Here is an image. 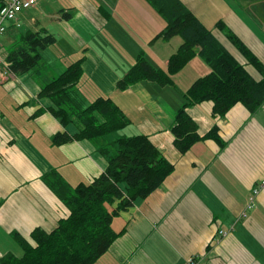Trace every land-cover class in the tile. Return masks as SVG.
I'll list each match as a JSON object with an SVG mask.
<instances>
[{
	"label": "crops",
	"instance_id": "crops-1",
	"mask_svg": "<svg viewBox=\"0 0 264 264\" xmlns=\"http://www.w3.org/2000/svg\"><path fill=\"white\" fill-rule=\"evenodd\" d=\"M181 1L254 79L261 78L215 24L222 21L264 66V0ZM54 9L39 6V14L52 15L54 26L37 29L45 28L55 36V44L62 41L72 51L64 55L59 49L46 58L51 45L42 49L37 78L5 68L7 49L23 35L9 30L23 24L8 22L0 35V50H6L0 52V257L18 254L19 249L22 253L14 235L28 240L34 229L49 232L67 216L68 209L43 180L45 174L55 171L75 186L98 176L107 165L89 140L73 138L75 123L61 124L50 110V100L39 97L44 83L80 59L74 87L81 105L106 97L128 119L108 139L146 135L173 164L157 189L112 217L118 235L94 264H185L189 257L194 264H264V102L254 112L236 103L223 117L212 114L211 101L190 105L187 111L198 132L203 135L216 124L224 146L207 138L180 153L170 127L185 90L209 71L202 59L193 56L167 84L142 79L118 88L117 82L140 55L151 67L165 71L182 39L158 36L164 23L145 0H54ZM63 12L70 17L63 18ZM136 25L145 29L139 38L132 33ZM93 34L98 42L91 46ZM59 133L70 139L58 143Z\"/></svg>",
	"mask_w": 264,
	"mask_h": 264
},
{
	"label": "trees",
	"instance_id": "trees-1",
	"mask_svg": "<svg viewBox=\"0 0 264 264\" xmlns=\"http://www.w3.org/2000/svg\"><path fill=\"white\" fill-rule=\"evenodd\" d=\"M145 1L164 21L158 36L170 39L179 35L182 42L168 58L165 71L151 67L140 55L117 82V87L123 89L142 79L167 84L172 81L171 74L178 72L193 56H200L209 71L198 76L185 90L184 102L176 110L170 127L173 145L180 153L187 152L195 141L207 138L224 146L217 125L201 135L187 108L211 101L214 116L223 117L236 103L254 112L264 102L263 64L222 21H218L215 28L259 71L260 79H254L245 65L181 0ZM3 3L0 0V8ZM62 14L65 19L70 17L69 12ZM55 40L45 28L21 35L4 58L6 70L37 78L43 66L40 50L54 44ZM80 73L79 59L44 83L39 97L50 100L53 105L50 110L61 124L75 123L78 131L73 138L89 140L106 157L107 165L98 176L75 186L67 184L55 171L45 174L43 180L68 209V214L49 232L36 228L28 240L14 235L22 253H5L0 257V264H94L118 235L111 227L116 212L148 196L173 171V164L146 135L108 139L110 134L124 127L128 119L106 97H97L83 107L74 87ZM55 137L58 143L70 139L64 133ZM113 202L117 204L111 208Z\"/></svg>",
	"mask_w": 264,
	"mask_h": 264
},
{
	"label": "rangeland",
	"instance_id": "rangeland-1",
	"mask_svg": "<svg viewBox=\"0 0 264 264\" xmlns=\"http://www.w3.org/2000/svg\"><path fill=\"white\" fill-rule=\"evenodd\" d=\"M38 3V2H37ZM37 3L34 5V6H31V7H29V8H27V9H24L25 11L21 14V20L22 21H20L22 24H23V27L22 28H20V29H18V30H9L10 32H14V31H16V33H18V34H26L27 32H29V31H37L38 29L37 28H39L40 26H47V25H53L54 26V24L51 22L52 21V19H51V16L52 15H50V16H48V17H44L43 15H41V14H39V12L37 11V9L39 8V6H41L42 4H47V6H48V8H49V10L50 11H53V9H54V0H41V2H40V4H39V6L37 5ZM149 5V4H148ZM150 6V5H149ZM151 7V6H150ZM151 9L153 10V12H154V14L159 18V19H157L158 21H160L161 23H163L164 21H163V19H162V17H161V15L155 10V9H153L152 7H151ZM55 10V9H54ZM23 11V10H22ZM21 11V12H22ZM21 12H19L18 13V16H19V14L21 13ZM32 18H34V19H37L38 18V20H39V22H38V24L37 25H35L34 24V22L32 21ZM137 22H130L129 23V25H134V24H136ZM12 29V28H11ZM133 29H134V32H132L133 33V35L135 36V37H137V38H139L141 35H142V30L144 31L145 29H143L140 25H136V26H134L133 27ZM8 31V32H9ZM20 37V36H19ZM18 37V38H19ZM174 37V36H173ZM176 37H178V39H180L181 37L179 36V35H176ZM91 38H92V40H91V46H94L97 42H98V35L97 34H93V35H91ZM105 38H108V36H106ZM172 38V37H171ZM8 45H1V48H6ZM60 49V51H62V53H64V55H68L69 53H71V49L69 48V46L68 45H66L65 43H63L62 41L61 42H59V44H52L51 45V47H50V49L48 50L49 51V54H48V56L46 57V58H50V56H51V53H56L58 50ZM8 50H10V49H7V51ZM41 51V50H40ZM0 52H1V54H3V53H5L6 52V50L5 49H2V50H0ZM7 54V53H6ZM55 56L56 57H58V55L57 54H55ZM199 58H200V56H199ZM144 60H146L145 58H144ZM147 61V60H146ZM50 64V63H49ZM53 66H57V64L56 65H54V64H51V68L53 67ZM50 68V69H51ZM156 69V68H155ZM3 71H5V69L3 70ZM13 74V73H12ZM204 74V73H203ZM202 74V75H203ZM188 79V78H187ZM194 80V79H193ZM84 107V106H83ZM33 244V243H32ZM21 254V250L19 249V253L18 254H16V255H20Z\"/></svg>",
	"mask_w": 264,
	"mask_h": 264
},
{
	"label": "built area",
	"instance_id": "built-area-1",
	"mask_svg": "<svg viewBox=\"0 0 264 264\" xmlns=\"http://www.w3.org/2000/svg\"><path fill=\"white\" fill-rule=\"evenodd\" d=\"M38 1L39 0H3V6L0 8V35L6 31L8 22H12L15 27H19L21 23L18 19V13L24 9L34 6ZM262 184H264V180L261 181V185ZM258 191V187L252 189L249 206ZM219 233L224 234V231L220 230ZM185 264H194V258L189 257Z\"/></svg>",
	"mask_w": 264,
	"mask_h": 264
}]
</instances>
